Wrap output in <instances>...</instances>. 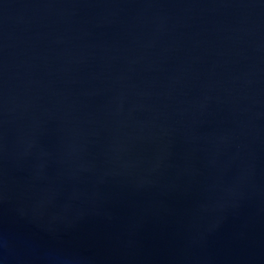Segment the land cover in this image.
Returning <instances> with one entry per match:
<instances>
[{
  "label": "water",
  "instance_id": "water-1",
  "mask_svg": "<svg viewBox=\"0 0 264 264\" xmlns=\"http://www.w3.org/2000/svg\"><path fill=\"white\" fill-rule=\"evenodd\" d=\"M0 264H264V0H0Z\"/></svg>",
  "mask_w": 264,
  "mask_h": 264
}]
</instances>
